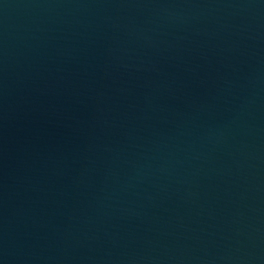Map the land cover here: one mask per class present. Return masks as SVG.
<instances>
[{
	"label": "water",
	"instance_id": "water-1",
	"mask_svg": "<svg viewBox=\"0 0 264 264\" xmlns=\"http://www.w3.org/2000/svg\"><path fill=\"white\" fill-rule=\"evenodd\" d=\"M0 264H264V0H0Z\"/></svg>",
	"mask_w": 264,
	"mask_h": 264
}]
</instances>
